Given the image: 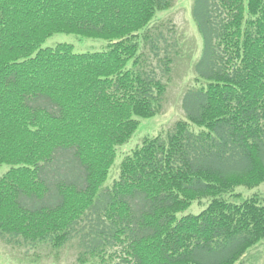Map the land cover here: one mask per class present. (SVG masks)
Masks as SVG:
<instances>
[{
  "label": "trees",
  "instance_id": "trees-1",
  "mask_svg": "<svg viewBox=\"0 0 264 264\" xmlns=\"http://www.w3.org/2000/svg\"><path fill=\"white\" fill-rule=\"evenodd\" d=\"M176 2L0 0V244L23 260L76 246L79 264H236L264 241V197L236 193L264 182V0H193L195 61L152 25ZM57 33L109 43L43 47ZM187 56L185 118L146 135L109 184Z\"/></svg>",
  "mask_w": 264,
  "mask_h": 264
},
{
  "label": "rangeland",
  "instance_id": "rangeland-1",
  "mask_svg": "<svg viewBox=\"0 0 264 264\" xmlns=\"http://www.w3.org/2000/svg\"><path fill=\"white\" fill-rule=\"evenodd\" d=\"M193 0H177L175 7L157 15L152 25L157 26L165 35H171L167 27H174L177 35L185 44V49L194 47V61L200 56L202 39L192 16ZM159 20V21H158ZM59 43L73 45L76 52L99 51L107 47L109 41L96 38H86L73 33H57L50 37L43 47H53ZM191 55V52L187 50ZM155 61V59H154ZM195 72L193 66L189 64V57L180 59L173 71L172 81L167 94L166 105L162 114L143 118L140 127L131 140L120 146L117 152V161L127 155L130 149L141 143L146 134L155 135L165 133L173 124L185 118L182 108V98L188 86L194 83ZM198 129V128H196ZM119 156V157H118ZM10 166L3 164L0 166V177L9 170ZM120 162L115 164L110 172L109 184L119 176ZM241 199L250 198L253 195L264 197V182L255 188L248 189L240 187L236 190ZM231 200H237L233 196ZM209 204L208 199L201 202H194L183 214H198ZM182 214V215H183ZM78 249L76 246H68L62 250L58 258L54 257L58 263L46 261L42 264H79L76 260ZM0 264H38L23 260L17 252L0 244ZM236 264H264V241L249 249L247 253Z\"/></svg>",
  "mask_w": 264,
  "mask_h": 264
}]
</instances>
